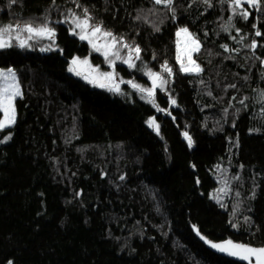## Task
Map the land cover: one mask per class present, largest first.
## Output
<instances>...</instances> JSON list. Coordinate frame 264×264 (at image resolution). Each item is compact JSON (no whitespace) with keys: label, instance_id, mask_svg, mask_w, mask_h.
<instances>
[{"label":"trees","instance_id":"1","mask_svg":"<svg viewBox=\"0 0 264 264\" xmlns=\"http://www.w3.org/2000/svg\"><path fill=\"white\" fill-rule=\"evenodd\" d=\"M233 9L0 0V28L13 26L4 36L46 24L56 38L47 52L0 49L22 93L15 123L0 129V264H242L208 250L192 227L264 246V0ZM77 17L111 32L120 51L139 47L134 71L167 83L140 99L70 74L74 56L95 55L71 32ZM183 28L200 43L198 73L180 70Z\"/></svg>","mask_w":264,"mask_h":264},{"label":"snow or ice","instance_id":"2","mask_svg":"<svg viewBox=\"0 0 264 264\" xmlns=\"http://www.w3.org/2000/svg\"><path fill=\"white\" fill-rule=\"evenodd\" d=\"M156 4H165L167 6H171L173 4V0H154ZM11 3H16V0H11ZM204 3H209V0H204ZM232 3L234 5V11L236 8H243L244 3H247L251 5L252 7H258L261 4V0H232ZM84 13L87 14V9H84ZM243 18L247 19L250 13L247 9H244L242 12L239 13ZM76 23V27L81 28L82 30L84 28L89 27V23L87 19L80 20L78 17L74 21ZM13 26L8 25L6 27L0 28V48L10 47L12 46L10 43L11 37H9L8 40L4 39V34L8 33L12 30ZM15 28L17 30L20 29V25H16ZM24 30L27 31L30 35H36V36H47L49 39L55 36V32L53 29L49 28L46 24L42 25L41 27L37 28L34 27L32 24H26L24 26ZM102 31L101 26L97 25L93 27L92 35H96L97 33H100ZM184 34L186 38L190 41L189 44H186L185 47L182 49L183 56L187 57V64L184 63L182 57H177L178 61H180V70L182 72H200L202 69L196 62L192 59V52L199 51L200 44L199 41L192 37L191 33L188 32V29L183 28L180 30V33L178 35ZM104 36L113 37V34L111 32H103ZM257 36L262 35L261 32H256ZM80 39H88V36L85 34L80 35ZM92 42V41H90ZM116 43V38L113 37L112 46H114ZM27 46L26 40H20L19 41V47H25ZM93 46L96 47V45L93 43ZM255 42L250 45V47H255ZM51 46H49L50 48ZM124 47H130L129 45L125 44ZM225 49H227V46H224ZM44 51L49 49H42ZM99 51V48H97ZM134 51L137 54V59L139 58L140 49L139 47H136ZM105 55H108L106 52ZM117 58H119L117 53ZM127 62V61H126ZM81 63L86 64L87 61L81 62L78 58L74 59L72 61V65H79ZM134 66V65H131ZM165 71H167L169 74H171L172 69L167 67L165 64L164 66ZM69 71L76 72L77 75H80L78 71H76L75 67H70ZM152 79H153V88L144 89L141 88L140 91L147 92L149 96H152L154 94V88L156 87V81H161V87L164 83H167V81H164L162 77L158 73H148ZM104 78L111 79L112 74L111 73H104ZM0 80L4 81V84L2 87H0V110L4 113V120H0V129H3L9 125H12L15 123L16 119V109H15V100L22 96V93L20 91L19 84L17 82L16 74L13 69H7L6 71L0 70ZM102 87L104 85H101ZM133 87H139L138 85H133ZM119 90L118 88L116 89ZM172 103L175 104L176 101L172 100ZM243 103V101H241ZM150 126H153L157 131H159V125L155 123V120L152 119L149 121ZM185 136L188 139L189 146L192 145L193 141L191 137L187 136V133H185ZM10 139V137H8ZM211 247L218 249L222 252H228V254L232 256H238L243 260L249 261L251 257L256 258V264H264V247L261 248H254L248 245L243 244H235L231 241H228L227 244L221 245V244H213L210 241L208 242Z\"/></svg>","mask_w":264,"mask_h":264},{"label":"rangeland","instance_id":"3","mask_svg":"<svg viewBox=\"0 0 264 264\" xmlns=\"http://www.w3.org/2000/svg\"><path fill=\"white\" fill-rule=\"evenodd\" d=\"M75 19L76 18L72 20L73 27L71 28V32L76 34L79 38L81 34L87 35L88 39H83V40L89 43L95 55L92 56L89 54L86 56H79V55L74 56L68 63L67 71L70 74L78 78H81L82 80L86 81L87 83L91 85H94V86L104 85V87H106L107 89H110V91L118 92L121 94L123 92H126L127 91L126 89H131L133 94L137 95L138 98L146 99L147 96H149L148 93L142 92L140 91V89L141 88H144V89L153 88V79L148 74L151 71L144 70V71L136 72L134 71V66H131V65H134L137 59V54L134 51L136 46L126 47L125 50L120 51L117 49L116 43L114 46H112L113 37H108V36L103 35V32H108V31L102 30L100 33H97L96 35L93 36L92 26L89 25V27L84 28L82 30L81 28L76 27V23L74 22ZM79 19L84 20V18H79ZM180 30L181 29L178 30V33H180ZM4 39L8 40L9 36H4ZM41 39L49 40L50 41L49 45L52 46L56 38L55 36L49 39L47 36H36V35H30V34L28 35L15 34L14 38L11 37L10 43L12 46H15V45L19 46L20 40H26L27 46L23 47L25 49L39 50L40 52L49 51L50 48L48 45L39 44ZM93 43L96 45V47L93 46ZM189 43L190 41L186 38L184 34L178 35L177 57H182L185 64H187V57L183 56L182 49L185 47L186 44H189ZM97 48H99V51L97 50ZM42 49H49V50L44 51ZM106 52L108 53V55H105ZM196 52L197 51L192 52V59L196 62V64L200 66V64L194 59V53ZM117 53H118L119 58H117ZM77 58L81 62L87 61V63L86 64L81 63L75 66L72 65V61ZM178 63L180 66V61H178ZM70 67H75L76 71H78L80 75H77L76 72L69 71ZM9 69H12V68H9ZM0 70L6 71L7 69H0ZM104 73H111L112 78L111 79L104 78L103 76ZM184 73H190V72H184ZM3 84H4V81L0 80V87H2ZM133 85H138L139 87H133ZM160 85H161V81L157 80L154 91L156 88L160 87ZM117 88L119 89L118 91L116 90ZM1 120H4L3 111H2ZM4 141L5 142L8 141V138H6Z\"/></svg>","mask_w":264,"mask_h":264},{"label":"water","instance_id":"4","mask_svg":"<svg viewBox=\"0 0 264 264\" xmlns=\"http://www.w3.org/2000/svg\"><path fill=\"white\" fill-rule=\"evenodd\" d=\"M193 229V233L195 235V237L208 249L210 250L211 252H213L214 254L216 255H219L221 257H224V258H227V259H230V260H233V261H236V262H239V263H242V264H256V258L255 257H251V259L249 261H246V260H243L241 259L240 257L238 256H232L230 254H228V252H222V251H219L218 249L216 248H213L210 246V244L208 243L209 241L213 244H221V245H225L227 244L228 241H231L235 244H243V245H248V246H251V247H254V248H261V247H264V246H253V245H250V244H244V243H238V242H235L231 239H225V240H221V241H213V240H210L208 239L207 237L203 236L200 234L199 230L196 228V227H192Z\"/></svg>","mask_w":264,"mask_h":264}]
</instances>
